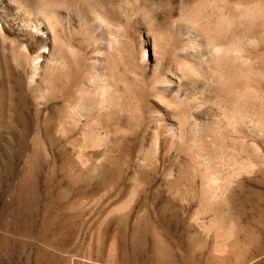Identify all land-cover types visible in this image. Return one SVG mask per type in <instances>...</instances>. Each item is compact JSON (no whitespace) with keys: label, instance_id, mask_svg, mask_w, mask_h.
Wrapping results in <instances>:
<instances>
[{"label":"rangeland","instance_id":"1","mask_svg":"<svg viewBox=\"0 0 264 264\" xmlns=\"http://www.w3.org/2000/svg\"><path fill=\"white\" fill-rule=\"evenodd\" d=\"M91 1L72 0L63 11V67L53 73L66 77L73 68L88 75L90 65L88 93L76 92V84L56 96L51 80L40 106L29 102L22 110L25 125H0V264H264V104L249 93L248 113L255 109V115L247 117L251 126L245 147L238 115L219 107L223 98L196 78L204 63L203 38L190 26L174 23L187 18L185 0ZM258 30L239 31L257 42L256 71L264 75V32ZM67 31L76 40L88 39V51ZM72 47L75 53L69 54ZM44 61L40 56V65ZM261 75L254 77L253 87L264 91ZM105 84L117 92L107 95L111 122L102 125L95 103L97 88ZM155 114L174 121V127L181 123L183 145L169 146L165 134L156 131ZM87 124L98 131L94 136H103L101 145H93ZM213 176L215 181L207 184Z\"/></svg>","mask_w":264,"mask_h":264},{"label":"bare ground","instance_id":"2","mask_svg":"<svg viewBox=\"0 0 264 264\" xmlns=\"http://www.w3.org/2000/svg\"><path fill=\"white\" fill-rule=\"evenodd\" d=\"M76 1V0H73V2ZM83 1V0H82ZM91 1V0H90ZM99 1V0H98ZM117 1V0H115ZM114 1V2H115ZM87 2V1H86ZM85 2V3H86ZM92 2V1H91ZM120 2V1H119ZM134 2V1H133ZM100 3V2H99ZM109 3V2H108ZM121 3V2H120ZM72 4V0H0V80L2 82V86L0 87V125L1 126H4L6 129L8 128H11L13 126L17 127L19 125L23 126L25 125V121L24 118H22V110L25 109V108H28V105H29V102L33 103L34 105H37V107L40 106V98H44V93L45 90H46V87H47V84L50 83L51 80H53V93L56 95V96H61L62 94H65V93H69L72 89V86L78 84V88H79V91L76 90V92H83V93H88L86 91H89V89L87 88L88 86V83L91 81V78L93 77V72H90L92 70V67H89L87 68V70L89 71V74L86 75V73H84L85 75H81L79 74V72L73 70H70V72L65 76V72H64V75H61V74H56L55 76H53L55 74V71L59 68V66L62 64H60L62 58H61V54H60V48H59V44H61V42L63 41V38H64V35H63V29L62 27L60 26V24L62 23H59L60 22V18L63 14V11L65 10H68L69 9V6ZM75 4V2H74ZM77 4V3H76ZM90 4V3H89ZM101 4V3H100ZM112 4V3H111ZM99 5V4H97ZM96 5V6H97ZM185 5V4H184ZM73 6V4H72ZM94 6V5H93ZM100 6V5H99ZM108 6V5H107ZM110 6V4H109ZM71 7V6H70ZM114 7V6H113ZM121 7V6H120ZM140 7V6H139ZM64 8V9H63ZM92 8V7H91ZM95 8V7H94ZM110 8V7H109ZM112 8V7H111ZM117 8V7H116ZM145 8V7H144ZM96 9V8H95ZM98 9V8H97ZM107 10H109L108 8H105ZM120 9V8H119ZM90 10V8H89ZM101 10V9H99ZM104 10V9H103ZM116 10V9H115ZM139 10V9H138ZM146 10V9H145ZM72 12H76V11H73L71 10ZM90 11H93L92 9ZM110 11V10H109ZM89 12V11H88ZM107 12V11H105ZM138 12V11H137ZM140 12V11H139ZM71 13V12H69ZM77 13V12H76ZM80 13V12H79ZM96 13V12H95ZM104 13V12H103ZM117 13H120V12H117ZM181 13V12H180ZM68 12L66 13V16H67ZM96 14H99L98 12ZM94 14V15H96ZM109 15L111 14H114V13H108ZM92 15V14H91ZM105 15V13H104ZM107 15V13H106ZM115 15V14H114ZM74 16V15H72ZM101 16V15H100ZM99 16V17H100ZM113 16V15H112ZM117 17V15H116ZM119 18V16H118ZM43 20L45 22V24H41L40 23V20ZM64 19V18H63ZM62 19V20H63ZM65 20V19H64ZM96 20V19H95ZM101 20V19H100ZM116 20V19H115ZM98 21V20H97ZM102 21H105L102 19ZM111 21H112V18H111ZM173 22V21H172ZM64 23V22H63ZM175 23V22H174ZM40 24H41V28H40ZM109 24V23H108ZM168 25V24H167ZM152 26V25H151ZM150 26V27H151ZM161 26H164V25H161ZM174 26V24H173ZM182 26V24H181ZM186 26V25H185ZM66 27V26H65ZM91 27V26H90ZM165 27V26H164ZM177 27V26H176ZM184 27V26H182ZM155 28V27H153ZM166 28V27H165ZM179 28V26L177 27ZM40 29H42L44 31V33H40ZM160 29V27H159ZM171 29V28H170ZM181 29V28H180ZM185 29V27H184ZM68 30V29H67ZM74 31V30H72ZM171 31V30H170ZM186 31V30H185ZM256 31V30H255ZM259 31V30H258ZM68 32V31H67ZM71 32V31H69ZM68 32V33H69ZM79 32V31H78ZM84 32V31H83ZM82 32V33H83ZM87 32V30L85 31ZM84 32L83 36L86 34ZM180 32V31H179ZM68 33H67V36H68ZM73 32H71L70 35H72ZM174 33V32H173ZM199 33V32H198ZM66 34V33H65ZM181 34V33H180ZM250 34V33H249ZM262 34V32H261ZM70 35L68 36V38L70 37ZM80 36L82 35L81 32L79 34ZM89 36V33L87 34ZM178 35V34H177ZM189 35V34H188ZM193 35V34H191ZM73 36V35H72ZM76 36L75 38V42L77 43V41L81 44L79 45L81 49L84 50H87L88 51V48H89V45L91 44H86L87 40L86 38H80L78 40L77 39V35H74ZM73 36V37H74ZM168 36V34H167ZM72 37V38H73ZM90 37V36H89ZM176 38V36H174ZM200 37V36H199ZM264 37V36H263ZM91 38V37H90ZM182 38V37H180ZM196 38V37H195ZM249 38V37H248ZM255 38V37H253ZM70 39V38H69ZM74 39V38H73ZM188 39V38H187ZM197 39V38H196ZM260 39V38H259ZM66 41H70V40H66ZM173 41V40H171ZM176 41V40H175ZM178 41V40H177ZM187 41V40H186ZM73 44L74 42L71 41ZM90 42V41H88ZM180 42V41H179ZM165 43H168L167 41ZM183 43V42H182ZM187 43V42H185ZM64 44V42H63ZM86 44V46H84ZM174 44V43H173ZM177 44V43H175ZM65 45V44H64ZM75 45V44H74ZM67 46V45H65ZM64 46V47H65ZM72 45H70L71 47ZM171 46V45H170ZM47 48L48 49H43V48ZM74 48H76V46H73ZM72 47V49H74ZM77 47H78V44H77ZM261 47V46H259ZM78 48V49H80ZM93 48V47H92ZM96 48V47H95ZM165 48V47H164ZM169 50L171 51V48L168 47ZM172 48H176V46H172ZM182 49V47H179V49ZM63 49V48H62ZM70 48H68L69 50ZM77 49V48H76ZM70 52L69 54H72L73 52L75 53V50ZM77 49V50H78ZM180 49V50H181ZM66 50V49H65ZM64 50V52H65ZM109 50V49H108ZM179 50V51H180ZM70 51V50H69ZM86 51V52H87ZM97 51V50H96ZM165 51V49L163 50ZM176 51L173 50V52ZM178 51V50H177ZM178 51V52H179ZM184 51V50H183ZM81 52V51H80ZM99 52V51H98ZM108 52V51H107ZM63 53V51L61 52ZM68 53V52H67ZM83 53V52H82ZM103 53V52H102ZM166 53H167V50H166ZM176 53V52H175ZM181 53V52H180ZM262 53V52H260ZM68 54V55H69ZM94 54V53H93ZM129 54V53H128ZM179 54V53H177ZM42 55L43 57L45 58V61L44 63H42V65H40V56L42 58ZM65 55V54H63ZM66 55V58L67 56ZM86 55H90V54H86ZM97 55V54H96ZM102 55V54H101ZM110 55V54H109ZM144 55V54H143ZM169 55V54H168ZM72 56V55H71ZM81 56V53L79 55V57ZM94 57V55H92ZM107 55L105 54V57ZM134 56V55H133ZM64 57V56H63ZM103 57V55H102ZM112 57V56H111ZM163 57V56H162ZM173 57V56H172ZM184 58L182 57V55H180L179 57L177 58ZM88 57H86L85 59H87ZM91 58V56H90ZM108 58V57H107ZM134 58V57H133ZM171 58V54L169 55V59ZM69 59V58H68ZM81 59H82V56H81ZM84 59V60H85ZM111 59V58H110ZM109 59V60H110ZM174 60H177L176 57L174 56L173 57ZM173 59H171L172 61H174ZM179 59V60H181ZM88 60V59H87ZM134 60V59H133ZM144 60V59H143ZM142 60V61H143ZM42 61V60H41ZM66 61V60H64ZM63 61V62H64ZM93 61V60H92ZM100 61V60H99ZM136 61V60H135ZM184 61V59H183ZM50 62H52V65L50 66ZM167 62V61H166ZM50 63V64H49ZM70 63V62H69ZM77 63V62H76ZM106 63V62H104ZM145 63V62H144ZM170 63V60L169 62ZM188 63V62H187ZM84 64V63H83ZM94 64V63H93ZM185 64V63H184ZM192 64V63H191ZM65 65H68V61H67V64ZM73 65V64H72ZM85 65V64H84ZM104 65H107V64H104ZM186 65V64H185ZM203 65V64H202ZM260 65V64H259ZM77 66V65H75ZM98 66V65H97ZM102 66V65H101ZM144 66V65H143ZM155 66V65H154ZM158 66V65H157ZM155 66V68L157 67ZM61 67H63L61 65ZM67 67V66H66ZM73 67V66H72ZM142 67V66H141ZM100 68V67H99ZM143 68H146V67H143ZM154 68V67H153ZM159 68V67H157ZM156 68V70H157ZM170 68V67H169ZM52 69V70H51ZM63 69V68H62ZM70 69V68H69ZM82 69V68H81ZM162 69V68H161ZM259 69V68H258ZM64 70V69H63ZM107 70V69H106ZM143 70V69H142ZM154 70V69H152ZM154 70V71H156ZM169 70V69H168ZM80 71V70H79ZM95 71V70H94ZM101 71V70H100ZM146 71V69H145ZM262 71L263 73V70H260ZM83 72H84V68H83ZM102 72V71H101ZM107 72V71H106ZM147 72V71H146ZM51 76H50V74ZM54 73V74H53ZM82 73V72H80ZM95 73V72H94ZM153 73V72H152ZM152 73L150 72V74L152 75ZM261 73V72H260ZM100 74V72H99ZM102 74V73H101ZM111 74V73H110ZM155 74V73H154ZM159 74V73H158ZM147 75V74H146ZM156 76V75H155ZM264 75H261L260 77L263 78ZM151 77V76H150ZM149 77V78H150ZM257 77V76H256ZM259 78V76H258ZM96 80V79H94ZM154 80V79H153ZM98 81V80H97ZM49 82V83H48ZM157 83V81H154ZM255 82V81H254ZM50 83V84H51ZM97 82L95 81V83H93L94 85L96 84ZM99 83V82H98ZM108 83V82H107ZM155 83V84H156ZM165 83V82H163ZM163 83H159L160 85H162ZM263 83V82H262ZM103 84V83H102ZM110 84V83H109ZM154 84V83H153ZM97 85V84H96ZM115 85V84H114ZM113 85V86H114ZM164 85V84H163ZM162 85V86H163ZM261 85V84H260ZM264 84H262L263 86ZM51 86V85H50ZM49 86V87H50ZM89 87V86H88ZM91 87V86H90ZM89 87V88H90ZM97 87V86H96ZM100 87V86H99ZM116 87V85L114 86ZM150 87V86H149ZM152 87V86H151ZM156 87V86H155ZM164 87V86H163ZM93 88V87H92ZM153 88V87H152ZM88 89V90H87ZM95 89V88H94ZM115 90L118 89L117 87L114 88ZM173 89V88H172ZM260 89V87H259ZM52 90H50L52 92ZM262 90V89H261ZM91 91V90H90ZM99 94V97L100 99L95 103V108L97 109L96 110V116L99 118L101 117L102 119H104V122L101 121V124L103 125H107L109 122H111V119H107L108 118V115H107V95H109V93H113V87L111 85H108V84H105L104 86H101V88H97L96 90ZM149 91H152L149 90ZM49 92V91H48ZM75 92V93H76ZM93 92V91H92ZM117 92V91H115ZM114 92V93H115ZM172 92V91H171ZM73 93V92H72ZM90 93V92H89ZM113 93V94H114ZM213 93V92H212ZM7 94H9V100L8 102H6L5 100H3L4 97H7ZM52 94V93H51ZM92 94V93H91ZM97 94V93H96ZM157 94V93H156ZM215 94V93H213ZM53 95V94H52ZM84 96H86L85 94H83ZM82 95V96H83ZM94 95V93H93ZM118 95H119V92H118ZM155 95V94H153ZM176 95V94H175ZM46 96V95H45ZM54 96V95H53ZM68 96V95H67ZM89 96V95H88ZM86 96V97H88ZM112 96V95H111ZM116 96V95H115ZM156 96V95H155ZM162 97V95H160ZM159 96V97H160ZM216 96V94L214 95ZM47 97V96H46ZM77 97V96H76ZM93 97V96H92ZM95 97V96H94ZM113 97V96H112ZM158 97V96H157ZM160 97V98H161ZM173 97V96H171ZM182 97V96H180ZM184 97V96H183ZM218 97V96H216ZM58 98V97H57ZM64 98V96H63ZM85 98V97H84ZM91 98V97H90ZM96 98V97H95ZM159 98V99H160ZM165 98V97H163ZM167 98V97H166ZM175 98V97H174ZM179 98V97H178ZM185 98V97H184ZM187 98V97H186ZM189 98V97H188ZM45 99V98H44ZM72 99H74L72 97ZM94 99V98H93ZM154 100H156L154 97L152 98ZM158 99V100H159ZM177 99V98H176ZM175 99V101H177ZM180 99V98H179ZM192 99V98H191ZM75 100V99H74ZM73 100V101H74ZM84 100V99H83ZM87 100V99H86ZM161 100V99H160ZM170 100H174V99H170ZM183 100V98H182ZM185 100V99H184ZM218 100V98H217ZM72 101V102H73ZM81 101V100H79ZM78 101V102H79ZM89 101V100H88ZM94 102V100H92ZM96 101V100H95ZM157 101V100H156ZM163 101H167V100H163ZM185 101H188L187 99ZM71 102V101H70ZM69 102V103H70ZM84 102V101H83ZM82 102V103H83ZM174 105L177 103H174L173 101H171ZM170 102V103H171ZM184 102V101H182ZM250 102V101H249ZM247 101V98L246 99H243V100H240V101H236V100H233V99H222V102H221V105L219 107L222 106L223 104V108L226 109V110H230L232 111L233 113H236L239 117V123L237 125L240 126L238 127L241 128L242 127V131H239L238 132L240 134V136H243V138H241V141L244 143V146L247 147V141H246V138H247V131H248V128H250V126L248 125V120H247V117L250 119V116H252V114L255 112L252 111L251 112V115L248 113V108L250 105H248L249 103ZM81 103V104H82ZM86 103V102H85ZM168 103V102H167ZM190 103V102H189ZM158 104V103H157ZM191 104H193L191 102ZM191 104L188 105L187 107H191ZM196 104V103H194ZM214 104V103H213ZM218 104V103H217ZM220 104V102H219ZM250 104V103H249ZM156 105V104H155ZM155 105H151V106H155ZM158 105H161V104H158ZM94 105H92L91 107H93ZM132 106V105H131ZM150 106V107H151ZM182 106V105H180ZM179 106V107H180ZM194 106V105H193ZM192 106V107H193ZM207 106V105H206ZM215 106V105H214ZM252 106V105H251ZM250 106V107H251ZM88 107V106H86ZM172 107V106H171ZM195 107V106H194ZM193 107V108H194ZM210 107V106H209ZM219 107H213L214 109L217 108V110L219 111ZM256 107V106H255ZM137 108V107H136ZM173 108V107H172ZM181 108V107H180ZM198 108V107H197ZM223 108H222V111H223ZM151 110H155L156 109H152V107L150 108ZM149 109V110H150ZM165 109V108H164ZM174 109V108H173ZM175 109H176V106H175ZM210 109V108H209ZM221 109V108H220ZM252 109V108H251ZM250 109V111H251ZM93 110V108H92ZM169 110V108H168ZM177 110V109H176ZM192 110V109H191ZM200 110V109H199ZM257 110H258V107L256 109V113H257ZM196 111V110H195ZM215 111V110H213ZM212 111V112H213ZM221 111V110H220ZM219 111V112H220ZM8 112H10L8 114ZM94 112V111H93ZM152 112V111H150ZM159 112V111H157ZM164 112V111H163ZM172 112V110H171ZM194 112V110H193ZM216 112V111H215ZM226 112V111H225ZM229 112V111H227ZM232 112H229V113H232ZM258 112H260L258 110ZM14 113V114H13ZM19 114L20 118H16V115ZM183 113V111L181 112ZM190 113V112H189ZM195 113V112H194ZM210 113V112H208ZM228 113V114H229ZM232 113V114H233ZM261 113H262V110H261ZM261 113H258V114H261ZM150 114V113H149ZM160 114V113H159ZM159 114H155L153 115V119L154 120H157L158 121V127H157V130L160 133L162 134H165L166 136V139L168 140L169 142V146L171 147H175L176 145H178L179 143L182 142V138H183V133L182 132V128L181 127V123L179 124V126L177 125V127H174V121H171L172 123L170 122H167V119L166 118H162ZM169 114V113H168ZM173 114V113H172ZM191 114V113H190ZM218 114V113H217ZM226 114V113H225ZM235 114V115H236ZM248 114L250 116H248ZM264 114V113H262ZM261 114L260 117H262L263 115ZM7 115V116H6ZM9 115V116H8ZM111 115V114H110ZM109 115V116H110ZM152 115V114H151ZM180 115V114H179ZM183 114H181L182 116ZM220 116L222 115L219 114ZM234 115V114H233ZM255 115V113L253 114ZM113 116V115H112ZM184 116V115H183ZM227 116V114H226ZM6 117V119H5ZM7 117H10L11 120H8ZM96 117V118H97ZM111 117V116H110ZM164 117V116H163ZM167 117V116H166ZM191 117V116H189ZM188 117V118H189ZM224 117V116H223ZM222 117V118H223ZM229 117V115H228ZM115 118V117H114ZM169 118V117H167ZM179 118V117H178ZM264 118V117H262ZM4 119V120H3ZM152 119V121H153ZM183 119V118H182ZM182 119H178L179 121H181ZM186 119V118H184ZM225 119V118H224ZM227 119V118H226ZM235 119V118H234ZM234 119H232V125L234 126ZM238 119V118H237ZM140 120V119H139ZM148 120V119H147ZM174 120V119H173ZM176 120V122L178 121ZM218 120H221L220 117ZM217 118L216 120L214 121H217L216 123H220V121L218 122ZM223 120V119H222ZM260 122L263 121L258 119ZM89 121V120H88ZM95 121V120H94ZM170 121V120H169ZM178 121V122H179ZM187 121V120H186ZM185 121V122H186ZM213 121V122H214ZM229 121V120H228ZM237 120H235L236 122ZM256 121V120H255ZM92 122V121H91ZM113 122V121H112ZM115 122V121H114ZM160 122V123H159ZM224 122V121H223ZM252 122V121H251ZM98 123V122H97ZM190 123H191V119H190ZM190 123H187L189 125H191ZM228 124L231 123V122H227ZM254 123V122H253ZM263 123V122H262ZM19 124V125H18ZM90 124V123H89ZM150 124V123H149ZM156 124V123H155ZM177 124V123H175ZM214 124V123H213ZM88 125V124H87ZM95 125V123H94ZM99 125V124H98ZM219 125V124H218ZM221 125V124H220ZM148 126V124L146 125ZM188 126V125H187ZM186 126V127H187ZM215 126V125H214ZM222 126V125H221ZM226 126V125H225ZM224 126V127H225ZM232 126V127H233ZM249 126V127H248ZM104 127V126H103ZM154 127V126H153ZM217 127V125L215 126ZM228 127V126H227ZM231 127V128H232ZM235 127V126H234ZM107 128V127H106ZM144 128V127H143ZM146 128V127H145ZM148 128V127H147ZM192 128V127H191ZM12 129V128H11ZM18 129V128H17ZM151 129V128H150ZM187 129V128H185ZM184 129V130H185ZM230 129V127H229ZM234 129H237L236 127ZM99 130V129H98ZM146 130V129H145ZM116 131V130H115ZM225 131V130H224ZM232 131V130H231ZM95 132H98L95 128V126H92L91 125H88L86 130H85V133H87V135L90 137V139H93L92 137H94L93 139V145H96V146H99V144L101 145L102 144V141L100 143V141L98 142V140H100L102 137L101 135H97V133L95 134V136L92 134V133H95ZM109 132V130H108ZM107 132V133H108ZM142 132H145L144 130ZM190 132V131H189ZM234 132V130H233ZM236 133V132H234ZM154 134H155V131H154ZM144 135V134H143ZM142 135V136H143ZM238 135V134H237ZM146 136V134H145ZM161 136V135H160ZM147 137V136H146ZM185 137V135H184ZM231 137V136H230ZM158 138V137H157ZM105 139V138H104ZM144 138H142L143 140ZM153 140V139H152ZM187 140V139H186ZM184 140V141H186ZM166 141V140H165ZM183 141V142H184ZM144 142V140L142 141ZM186 144H188L187 142H185ZM240 143V142H239ZM190 144V143H189ZM143 145V144H142ZM181 145H183L181 143ZM183 147V146H182ZM244 147V148H245ZM84 148V147H83ZM243 148V147H241ZM180 149V148H179ZM246 152H247V148H245ZM108 152V151H107ZM176 153V152H175ZM249 153V152H248ZM244 154V153H243ZM181 155V154H180ZM245 158V155L244 157ZM143 159V158H142ZM140 159V160H142ZM246 160L248 159L247 157L245 158ZM246 160H245V163H246ZM143 161V160H142ZM147 161V160H145ZM207 170V169H206ZM204 171L202 172V174H204ZM237 172L236 171H233V175L236 174ZM208 174V172H207ZM206 174V175H207ZM205 174L203 175L204 177H207ZM232 175V176H233ZM231 176V177H232ZM235 176V175H234ZM237 176V174H236ZM229 179V178H228ZM234 180V179H233ZM203 182H205L204 180H202ZM208 183L207 184H211L210 182H214L215 181V178L214 176L213 177H209L208 179ZM227 181V180H226ZM231 181V180H230ZM228 182V181H227ZM233 182V181H232ZM205 184V183H204ZM206 184V185H207ZM203 185V184H202ZM201 185V186H202ZM205 185V187H206ZM209 185H208V188H209ZM232 185V184H231ZM203 189L205 188L204 186H202ZM229 188V185L228 183L224 184L223 185V189L221 191V204H224L226 202V199H225V193L227 192ZM212 197V196H210ZM213 198V197H212ZM216 198V197H215ZM227 198V196H226ZM228 199V198H227ZM211 200V199H210ZM206 201V200H205ZM214 201V200H213ZM218 201V199H217ZM216 202V201H215ZM208 204V203H207ZM216 204V203H215ZM217 204H220V203H217ZM210 205V201H209V204ZM214 205V203H213ZM226 206V205H225ZM223 207V206H222Z\"/></svg>","mask_w":264,"mask_h":264},{"label":"clouds","instance_id":"3","mask_svg":"<svg viewBox=\"0 0 264 264\" xmlns=\"http://www.w3.org/2000/svg\"><path fill=\"white\" fill-rule=\"evenodd\" d=\"M187 18L175 23L190 26L203 38L204 63L196 78L218 98L240 101L253 94L264 104V91L253 87L260 56L254 39L239 30L264 32V0H185Z\"/></svg>","mask_w":264,"mask_h":264}]
</instances>
